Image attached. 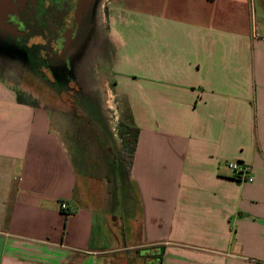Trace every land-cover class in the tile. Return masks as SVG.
<instances>
[{
	"label": "crops",
	"instance_id": "0c3cea01",
	"mask_svg": "<svg viewBox=\"0 0 264 264\" xmlns=\"http://www.w3.org/2000/svg\"><path fill=\"white\" fill-rule=\"evenodd\" d=\"M141 4L108 0L105 33L129 170L104 108L65 120L0 79V264H264V0Z\"/></svg>",
	"mask_w": 264,
	"mask_h": 264
},
{
	"label": "flooded vegetation",
	"instance_id": "af4514ba",
	"mask_svg": "<svg viewBox=\"0 0 264 264\" xmlns=\"http://www.w3.org/2000/svg\"><path fill=\"white\" fill-rule=\"evenodd\" d=\"M77 1L13 0L14 7L0 26V63L19 60L28 76L41 79L55 91L63 89L61 79L70 73L73 80L68 82V93L96 95L99 87L89 91L84 79L88 65L104 51L106 39L97 19L98 4L82 8ZM74 103L68 101L71 111H76Z\"/></svg>",
	"mask_w": 264,
	"mask_h": 264
},
{
	"label": "rangeland",
	"instance_id": "374dc122",
	"mask_svg": "<svg viewBox=\"0 0 264 264\" xmlns=\"http://www.w3.org/2000/svg\"><path fill=\"white\" fill-rule=\"evenodd\" d=\"M132 5V10L137 8L135 12L138 15H141L142 9V0H129ZM135 1V2H134ZM134 2V3H133ZM137 2L139 4H137ZM97 19L99 24L104 30L103 36L106 39L104 44V51L99 56L96 61H92L88 65V70L85 75V86L91 91L96 90L94 87H99L96 90V95L90 96L87 92H76L74 94L75 98L78 99L81 108L77 106V102L72 104L75 107L77 113H81V109L83 108L85 112L94 113L99 111V107L101 104V91L102 93V106L104 108V112L111 118L112 127L114 128V133L117 135L118 140L121 141V122L123 115L121 114V109L124 111L125 102L119 100V96L116 94V86L114 84V79L112 77V69H111V60L110 54L107 51L109 49V42L107 37L105 36L106 29L108 26L107 16H108V0H100L97 6ZM135 16L130 13L129 20H133ZM131 27V26H130ZM107 56V58H105ZM105 59V60H104ZM46 74L52 78L51 74L47 69H45ZM70 74V73H69ZM69 74H67L66 78L61 79V87L64 92L58 93L51 86L46 83H43L41 79L37 77L28 76L26 70L23 69V65L19 60H10L9 62L0 63V79L5 80L6 82L11 83L17 93H21L22 96L28 99H38L39 103L44 105L46 110L52 109V113L54 116H59V118H64L68 113L67 109L69 107L68 100L72 98V94L68 93L70 88L68 86L69 80H73V78H69ZM76 81V80H75ZM78 83V82H77ZM90 83V84H89ZM75 84V83H74ZM73 85V83H72ZM94 86V87H93ZM100 90V91H99ZM99 93V94H98ZM100 103V104H99ZM51 112V111H50ZM72 121V120H71ZM82 130V129H80ZM73 134H67L66 132H61V137L64 139V143H83L81 133H77L76 128L73 127ZM121 142L120 144H122ZM77 147V146H76ZM78 153V147L75 148ZM120 162V161H119ZM135 202H137L136 197L134 198ZM134 200L130 201L131 204ZM134 202V205H135ZM114 212V211H113ZM119 213V211H118ZM135 215V214H134ZM136 216V215H135ZM134 216H129L132 218ZM133 251H128L125 253L127 257V261L129 264H141L143 263L146 257H141L136 253V257L133 255ZM144 258V259H143ZM138 259L141 261L139 262ZM139 262V263H138Z\"/></svg>",
	"mask_w": 264,
	"mask_h": 264
},
{
	"label": "trees",
	"instance_id": "16d2710c",
	"mask_svg": "<svg viewBox=\"0 0 264 264\" xmlns=\"http://www.w3.org/2000/svg\"><path fill=\"white\" fill-rule=\"evenodd\" d=\"M54 86V85H53ZM56 91L58 93L63 92V89L56 87ZM17 98L18 101L22 102V103H28L30 105L33 106H40V103L38 101V99H28L25 98L24 96L21 95V93H17ZM75 102H77V106L79 108H81V105L77 100H74ZM140 129L135 126V125H129L126 123H122L121 124V138L123 140V160L124 163L126 165V168L129 170L131 168L132 162H133V156L137 147V142H138V135H139ZM241 162V161H240ZM236 178V177H235ZM146 257L148 256V254L145 255ZM159 258H162V255H159Z\"/></svg>",
	"mask_w": 264,
	"mask_h": 264
},
{
	"label": "water",
	"instance_id": "95a60500",
	"mask_svg": "<svg viewBox=\"0 0 264 264\" xmlns=\"http://www.w3.org/2000/svg\"><path fill=\"white\" fill-rule=\"evenodd\" d=\"M100 0H78V7L94 8ZM14 7L13 0H0V26L5 22L6 14Z\"/></svg>",
	"mask_w": 264,
	"mask_h": 264
},
{
	"label": "built area",
	"instance_id": "2783aa9c",
	"mask_svg": "<svg viewBox=\"0 0 264 264\" xmlns=\"http://www.w3.org/2000/svg\"><path fill=\"white\" fill-rule=\"evenodd\" d=\"M228 166L233 172L234 177L240 181H251L253 177L250 175V169L247 165L241 163L240 161H229ZM62 207L66 208V203H62Z\"/></svg>",
	"mask_w": 264,
	"mask_h": 264
}]
</instances>
